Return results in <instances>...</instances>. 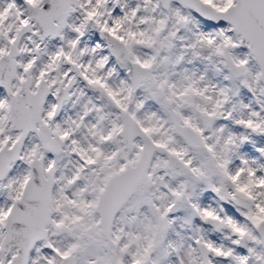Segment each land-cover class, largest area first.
I'll return each instance as SVG.
<instances>
[{"label": "snow or ice", "instance_id": "snow-or-ice-1", "mask_svg": "<svg viewBox=\"0 0 264 264\" xmlns=\"http://www.w3.org/2000/svg\"><path fill=\"white\" fill-rule=\"evenodd\" d=\"M0 264H264V0H0Z\"/></svg>", "mask_w": 264, "mask_h": 264}]
</instances>
